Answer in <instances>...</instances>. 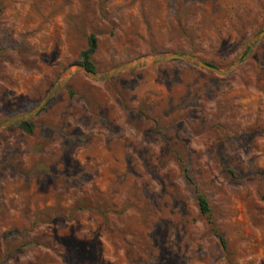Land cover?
Listing matches in <instances>:
<instances>
[{
    "label": "rangeland",
    "instance_id": "obj_1",
    "mask_svg": "<svg viewBox=\"0 0 264 264\" xmlns=\"http://www.w3.org/2000/svg\"><path fill=\"white\" fill-rule=\"evenodd\" d=\"M263 30L264 0H0V125L92 34L97 72L225 70ZM32 119L0 127V264H264V38L225 75L77 72Z\"/></svg>",
    "mask_w": 264,
    "mask_h": 264
},
{
    "label": "water",
    "instance_id": "obj_2",
    "mask_svg": "<svg viewBox=\"0 0 264 264\" xmlns=\"http://www.w3.org/2000/svg\"><path fill=\"white\" fill-rule=\"evenodd\" d=\"M262 38H264V30L259 32L250 39L248 43L249 49L246 52H244L240 57H238L231 67L225 70H220L217 67L205 62L201 58L192 54L166 53V52L159 53L153 56H142L138 60L126 62L102 72L91 71L85 65H77L66 72V74L54 85V87L51 89L48 95L38 104V106L35 109L27 113L15 116L9 120H6L0 125V127L16 124L37 115L48 103V101L52 98V96L61 88H63L70 80V78H72V76L77 72H83L96 81H106L113 78L114 76L119 75L122 72L137 68L141 64H146L148 62H153V61H168L175 59V60H184L194 66H198L204 70L219 75H225L235 71L241 65H243L247 61V59L251 56V54L254 52L259 42L262 40Z\"/></svg>",
    "mask_w": 264,
    "mask_h": 264
},
{
    "label": "trees",
    "instance_id": "obj_3",
    "mask_svg": "<svg viewBox=\"0 0 264 264\" xmlns=\"http://www.w3.org/2000/svg\"><path fill=\"white\" fill-rule=\"evenodd\" d=\"M97 49H98V39L95 34H92L88 38L87 48L84 49L80 54V60L78 63L81 65H85L91 71H96V66L92 61V57L96 53ZM18 125L29 134H32L35 130V124L32 118L23 120L19 122ZM196 193H197V201L200 212L204 215L210 216L212 209L207 196L202 192H200L198 189L196 190ZM220 240L222 244L225 246L226 242L224 241V239L220 237Z\"/></svg>",
    "mask_w": 264,
    "mask_h": 264
}]
</instances>
